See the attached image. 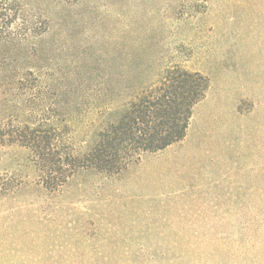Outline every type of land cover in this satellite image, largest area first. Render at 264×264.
Instances as JSON below:
<instances>
[{
  "label": "rangeland",
  "instance_id": "374dc122",
  "mask_svg": "<svg viewBox=\"0 0 264 264\" xmlns=\"http://www.w3.org/2000/svg\"><path fill=\"white\" fill-rule=\"evenodd\" d=\"M140 1L130 9L144 17L133 23L117 62L105 69L98 40L119 21L98 20V12L86 19L84 8L53 9L54 1L44 0L52 17L64 15L53 18L43 53L33 61L47 65L46 72L59 79L56 87L67 90L46 107L64 109L62 141L81 152L132 98L181 67L210 81L192 108L185 138L135 155L117 174L81 171L49 196L5 187L10 176L31 178L24 179V151L0 149V264H168L176 255L157 252L156 259L155 248L209 243L208 234L239 231L249 214L258 213L264 189V0ZM70 61L78 70L64 65ZM14 102L1 95L0 116H11ZM46 107L24 106L36 118Z\"/></svg>",
  "mask_w": 264,
  "mask_h": 264
},
{
  "label": "trees",
  "instance_id": "16d2710c",
  "mask_svg": "<svg viewBox=\"0 0 264 264\" xmlns=\"http://www.w3.org/2000/svg\"><path fill=\"white\" fill-rule=\"evenodd\" d=\"M53 1V9L84 8L86 19L98 12V20L116 18L119 21V28L105 32L103 42L98 40L99 62L105 69L112 61L117 62L119 47L126 49L125 42L131 39L133 23L144 17L137 7L130 9V3L135 0H126L125 6L110 0ZM114 8L120 10L117 16H113ZM52 10L48 11L44 0H0V97L8 96L15 101L13 114L6 118L0 116V149L17 147L24 151L22 165L28 170L24 179L33 181L10 176L4 186L12 188L15 184L21 193L34 188L46 196L59 191L81 171L117 174L135 155L155 153L181 142L186 136L193 106L205 97L210 87L209 79L200 72L170 68L159 83L137 94L113 121L97 131L90 147L77 152L62 141L64 109L57 105L46 107L50 99L57 101L67 90L56 87L59 79L46 72L47 65L38 66L33 61V56L43 53L53 18L61 19L64 15L56 12L58 18L55 14L52 17ZM176 12L178 9L173 10V14ZM65 64L79 68L74 61ZM38 103L46 107L40 118L24 108ZM258 207V213L249 214L239 231L208 234L210 242L201 245L158 246L153 256L157 259V252L164 255L173 252L176 257L167 258L168 264H264V189Z\"/></svg>",
  "mask_w": 264,
  "mask_h": 264
}]
</instances>
